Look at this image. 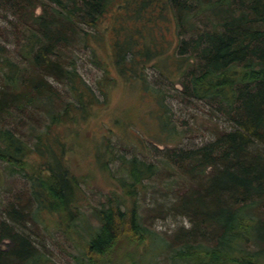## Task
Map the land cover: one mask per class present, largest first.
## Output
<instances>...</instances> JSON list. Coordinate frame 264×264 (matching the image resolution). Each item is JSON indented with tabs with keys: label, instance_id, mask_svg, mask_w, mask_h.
<instances>
[{
	"label": "trees",
	"instance_id": "obj_1",
	"mask_svg": "<svg viewBox=\"0 0 264 264\" xmlns=\"http://www.w3.org/2000/svg\"><path fill=\"white\" fill-rule=\"evenodd\" d=\"M80 59L99 70L93 84ZM118 81L151 100L165 143L186 132L168 98L202 103L229 126L201 146L145 155L113 149L116 122L101 121L90 154L116 188L93 205L91 176L76 174L70 153ZM163 171L176 198L150 212L190 223L170 237L139 213L145 180ZM26 224L59 246L51 234L61 232L77 264H109L123 237L146 245L127 264H264V0H0V264H61Z\"/></svg>",
	"mask_w": 264,
	"mask_h": 264
},
{
	"label": "rangeland",
	"instance_id": "obj_2",
	"mask_svg": "<svg viewBox=\"0 0 264 264\" xmlns=\"http://www.w3.org/2000/svg\"><path fill=\"white\" fill-rule=\"evenodd\" d=\"M165 39L170 41L169 43H173L174 34L169 31ZM169 45L171 47V44ZM79 70L92 84L99 72L94 65L86 62L84 59H80L79 61ZM175 86L179 87L178 84ZM167 100L174 110V118H179L177 124L181 125L180 123L183 122L185 124L184 129L186 130L182 138H176L169 143L164 142L165 136L160 133L156 122L150 116L149 111L154 107L153 103H151L148 97L142 96L141 91L136 85L129 86L118 81L110 89L107 103L108 115L107 113L104 115L103 111H99L97 113L99 116H96L90 124V131H88V133L83 131L80 136L75 137L74 142L77 144L74 151L70 153L71 165L76 174H89L91 176L88 185L84 187L90 204L99 205L101 202H104L109 192L116 188V183L110 179L106 173L100 172L93 165L90 154V148L93 146L90 141L99 142L100 138H102L103 133L99 126L101 121L107 122L108 120V122H112L111 124L116 122L113 124L114 132L116 133V135L112 136L113 149L115 148L116 151L124 153V149H127V147L129 149L130 147L133 149L136 147L139 151H143L142 153L145 155L147 152L146 146L153 147L156 150H162L165 146H178L182 148L198 147L210 141L214 137L216 130H221L223 128L228 129L229 125L227 122L222 120L219 116L218 118L210 116L207 107L202 103L196 101L185 103L174 98H168ZM101 116L103 117L101 118ZM89 135L92 136V139L88 138ZM138 135H141L143 143L138 141ZM118 139L120 140L119 143H122L119 144L121 146L115 144V142L118 143ZM134 144L136 145L135 147L133 146ZM121 147H124V149ZM149 155L150 154H147V156ZM161 174L164 176L162 179L161 177H155L148 181L145 180L144 183L146 186L138 195L139 213L143 217L146 211L145 225L148 229L161 236L170 237L180 227H188L190 223L188 219L183 216H174L168 212H150L161 204L165 209H169L176 198V185L170 186V183L174 180V177L171 176L173 174L171 172L166 173L165 171L161 172ZM11 180L14 181V183L11 182L14 192L18 191L21 187L22 178L16 175L11 177ZM161 180L165 183L162 184ZM5 187V190L9 192L10 186ZM7 192L3 195L8 198ZM85 210L87 214H90V207L86 206ZM88 218L90 224L94 223L89 215ZM25 227L29 229L28 231H30V233H33L31 234L32 239H34L39 246L49 248V250L53 252L56 260L61 264H77V261L72 256L76 254V252L71 250L61 232H53L51 234L56 241H61L63 244L59 246L50 238L49 232L52 231L45 229L43 224H38L36 228H34L32 224H26ZM145 246V243L137 245L136 242H132L128 240L127 237H123L117 243V247L108 254L110 257L107 255L108 263L127 264L130 257L136 255L142 256ZM160 259L161 258H159V260ZM158 264L162 263L159 262Z\"/></svg>",
	"mask_w": 264,
	"mask_h": 264
}]
</instances>
